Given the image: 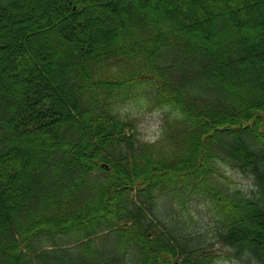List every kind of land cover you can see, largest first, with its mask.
<instances>
[{"label":"trees","instance_id":"trees-1","mask_svg":"<svg viewBox=\"0 0 264 264\" xmlns=\"http://www.w3.org/2000/svg\"><path fill=\"white\" fill-rule=\"evenodd\" d=\"M128 102L164 110L155 142ZM170 196L210 204L208 248ZM219 241L264 264V0H0V264H224Z\"/></svg>","mask_w":264,"mask_h":264},{"label":"rangeland","instance_id":"rangeland-1","mask_svg":"<svg viewBox=\"0 0 264 264\" xmlns=\"http://www.w3.org/2000/svg\"><path fill=\"white\" fill-rule=\"evenodd\" d=\"M124 111L134 115L138 118L136 130L138 131L137 138L139 141L155 142L161 133V124L163 121V109H158L153 112H147L138 109L133 102L125 104ZM225 173L232 180V188L242 189L244 191L251 190V179L239 170L230 167L224 168ZM225 183H228L225 180ZM168 203L160 202L155 208L159 219L163 223H167L166 227L175 234L184 235L189 231L191 235L203 236L205 242L217 240L216 223L212 220L214 218L213 211L210 204L200 198V196H193L187 199L185 206L177 201L176 197H168ZM198 238L193 241L196 244L202 243ZM185 243V241H183ZM75 246L69 252V256H78L84 258L89 250L100 249L105 254L113 255L114 253L122 252L125 243L121 237L114 233L108 236H101L97 244L92 246L74 244ZM206 245V244H205ZM213 250L219 254L220 260L224 264H242L240 258L236 257V251L230 246L225 245L222 241L214 243Z\"/></svg>","mask_w":264,"mask_h":264}]
</instances>
